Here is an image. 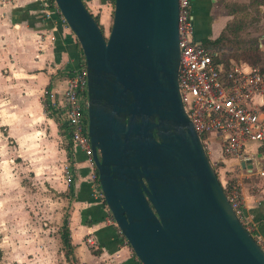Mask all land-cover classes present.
Returning <instances> with one entry per match:
<instances>
[{"label": "water", "instance_id": "1", "mask_svg": "<svg viewBox=\"0 0 264 264\" xmlns=\"http://www.w3.org/2000/svg\"><path fill=\"white\" fill-rule=\"evenodd\" d=\"M53 2L83 57L101 198L136 260L264 264L180 101L177 0H113L105 37L83 0Z\"/></svg>", "mask_w": 264, "mask_h": 264}, {"label": "rangeland", "instance_id": "2", "mask_svg": "<svg viewBox=\"0 0 264 264\" xmlns=\"http://www.w3.org/2000/svg\"><path fill=\"white\" fill-rule=\"evenodd\" d=\"M9 1L0 0V264H69L60 238L70 209L64 175V166L69 167L66 142L43 107L45 83L53 72L33 59L34 36L11 24ZM102 4L103 18L93 6L87 8L96 15L105 37L112 2L103 0ZM248 6L237 8L233 22L240 21L239 27L226 32L217 52L235 56L256 47L261 52L259 63L264 64V48L257 45V37L264 33V8ZM58 115L60 123L63 117ZM214 134L206 132L209 139H217ZM224 158L217 157L215 170L226 185L238 180L249 191L264 186V177L246 176L234 160L224 162ZM208 159L214 158L208 154ZM260 166L261 162L253 169ZM74 237L70 235V259L78 264H112L106 256L100 258L94 237L84 235L73 245Z\"/></svg>", "mask_w": 264, "mask_h": 264}, {"label": "crops", "instance_id": "3", "mask_svg": "<svg viewBox=\"0 0 264 264\" xmlns=\"http://www.w3.org/2000/svg\"><path fill=\"white\" fill-rule=\"evenodd\" d=\"M102 2L103 0H83V3L87 5L86 8L93 6L94 10L99 12L100 17L103 18L104 5ZM48 3L50 4L48 0H10L9 20L14 27L20 28L24 34L31 33L34 36L36 50L35 53L31 51V54L33 53L34 60H37L39 64H43L42 68L47 65L48 71L53 72L47 77L45 87L49 86V91L52 90L55 99L58 100L65 79L69 76L68 73L71 75L73 71L80 68L82 59L75 37L67 25L59 20L55 14L49 15L47 18L44 17ZM248 5L250 7L253 5L255 10H258V8L263 10L264 0H189L194 31L193 38L205 45L214 55L220 56L223 60L218 58V62L222 64L234 63L239 64L241 67L252 65L243 57H236L237 55L233 56L225 53L220 55L217 52L219 51L218 48H216L217 45L225 41L226 32L230 29L235 31L239 27L238 23L240 24V21L233 22L238 16L236 14L237 8L249 7ZM88 8L87 10L92 13ZM221 35L223 36L220 41L212 44ZM49 36H53V39L50 40ZM257 45L264 48V33L257 37ZM257 66L260 67V65ZM58 111L62 112L61 109H58ZM52 120L54 121V119ZM209 141L207 153L211 159L219 158L216 140L210 139ZM244 150L251 155V160L245 162L243 166L240 164L241 161L230 157L224 158L223 161L234 160L238 169L246 173V176L254 174L264 177V173L263 175L259 174L260 171H264V145L246 143ZM70 151L72 159L70 166L74 177L72 197L67 196L70 200L69 220L67 222L69 226L67 227L69 233H71L69 237L75 235L72 244L80 243L79 237L90 235L94 237L95 246L100 251V258L106 256L112 264H138L129 246L123 242V237L112 224L110 214L101 198L100 189L89 179L90 173L96 172L95 169L86 161L83 153L76 148H72L71 144ZM259 162H261V166L258 169H253ZM233 184L239 191L243 216L253 223L252 236L259 237L264 241V186L257 185L255 189L249 191L247 186L239 185L238 180Z\"/></svg>", "mask_w": 264, "mask_h": 264}, {"label": "built area", "instance_id": "4", "mask_svg": "<svg viewBox=\"0 0 264 264\" xmlns=\"http://www.w3.org/2000/svg\"><path fill=\"white\" fill-rule=\"evenodd\" d=\"M177 2L179 50L177 86L183 110L200 137L206 153L210 142L206 132L211 131L218 137L211 140H216L221 157H230L243 163L249 162L251 155L245 152V144L264 145V69L257 65L241 67L234 63L226 67L215 61L210 52L193 38L189 0ZM51 14H55L64 22L54 2L47 4L44 17L47 18ZM49 39L52 40L53 36H49ZM48 97L53 108L62 110L72 148L80 150L86 161L94 168L86 132L84 63L66 77L58 100L51 91L48 92ZM217 160V158L209 160L214 170ZM64 169L65 181L68 183L71 174L67 166H64ZM263 173L264 171L259 172L260 175ZM89 179L95 186H99L96 172H91ZM222 188L233 212L250 233L253 223L243 216L237 187L235 184L226 185V181H222ZM253 238L264 253V241L259 237ZM123 242L126 243L124 238Z\"/></svg>", "mask_w": 264, "mask_h": 264}, {"label": "trees", "instance_id": "5", "mask_svg": "<svg viewBox=\"0 0 264 264\" xmlns=\"http://www.w3.org/2000/svg\"><path fill=\"white\" fill-rule=\"evenodd\" d=\"M50 3H53V0H48ZM111 2L113 3V0H111ZM85 5V4H84ZM93 19L96 21V23L98 24V20L96 15H93ZM99 26V25H98ZM100 28V27H99ZM228 28V27H227ZM233 30V29H232ZM230 29L229 32L233 33L234 31H232ZM101 31V29H100ZM102 33V32H101ZM223 35H221V37H219L218 39H215L212 44L220 41V39L222 38ZM78 45V44H77ZM203 46V44H201ZM209 51V49H207ZM210 54L212 55V58L215 61H219V59H222L220 56H216L214 55L211 51H209ZM81 53V52H80ZM243 57L247 62L251 63L252 65H260L261 68L264 69V64L259 63V61L261 60V52L256 48V47H248L245 50H243V52H241L239 55L237 54L236 57ZM81 59H82V64L83 62V57L81 55ZM223 60V59H222ZM226 61V60H225ZM232 63H226L224 64L226 67L231 65ZM68 75H70L68 73ZM50 87L46 86L45 87V97H44V103H43V107H44V111L47 112V116L51 117L52 119H54V121L57 122L58 124V129L60 130L61 134L63 135L65 141H66V158L69 161V172L71 174V177L69 178V181L67 183V196L70 198L72 197V191H73V171L71 168V164H72V159H71V151H70V140H69V131H68V126L66 124V121L64 119H62V122H58V113L61 114L58 109L53 108L50 104H49V97H48V92H49ZM99 188V186H98ZM104 203V202H103ZM116 228V227H115ZM60 238H61V242L63 247L65 248V256L67 258V261L69 262V264H78L76 261L70 259V250H71V243H70V237H69V230L67 227V222L65 219H63L62 221V225H61V229H60ZM116 230L118 231V229L116 228ZM120 234V233H119ZM121 235V234H120ZM122 236V235H121Z\"/></svg>", "mask_w": 264, "mask_h": 264}]
</instances>
